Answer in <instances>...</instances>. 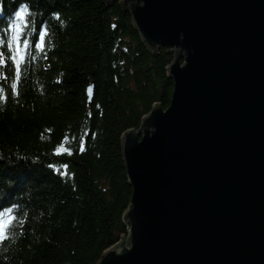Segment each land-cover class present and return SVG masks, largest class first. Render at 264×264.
Listing matches in <instances>:
<instances>
[{"label": "water", "instance_id": "1", "mask_svg": "<svg viewBox=\"0 0 264 264\" xmlns=\"http://www.w3.org/2000/svg\"><path fill=\"white\" fill-rule=\"evenodd\" d=\"M102 1L173 90L121 138L127 232L96 264H264V0Z\"/></svg>", "mask_w": 264, "mask_h": 264}, {"label": "trees", "instance_id": "2", "mask_svg": "<svg viewBox=\"0 0 264 264\" xmlns=\"http://www.w3.org/2000/svg\"><path fill=\"white\" fill-rule=\"evenodd\" d=\"M21 5L25 38L49 32L19 77L0 67V212L15 217L0 264H96L127 232L121 138L168 108L172 54L152 55L119 1L0 0V39Z\"/></svg>", "mask_w": 264, "mask_h": 264}, {"label": "snow or ice", "instance_id": "3", "mask_svg": "<svg viewBox=\"0 0 264 264\" xmlns=\"http://www.w3.org/2000/svg\"><path fill=\"white\" fill-rule=\"evenodd\" d=\"M56 19L59 20L60 16L57 15ZM30 23L28 8L21 5L15 12V18L8 26L5 37L0 39V67L7 66L14 70L17 77L23 70L22 64L26 57L33 54L30 50H39L42 54L45 52L44 45L47 42L49 29L37 24L34 28V35L29 40L25 38L24 33ZM81 150H83V145H81ZM64 167L67 168V165ZM7 211V217L4 216L3 212H0V241L6 239L5 230L9 227L10 222L15 219L11 215V209Z\"/></svg>", "mask_w": 264, "mask_h": 264}]
</instances>
